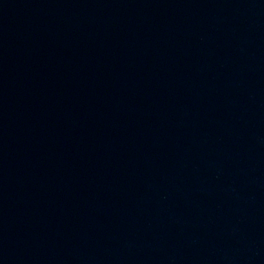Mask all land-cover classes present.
I'll list each match as a JSON object with an SVG mask.
<instances>
[{
	"label": "water",
	"instance_id": "water-1",
	"mask_svg": "<svg viewBox=\"0 0 264 264\" xmlns=\"http://www.w3.org/2000/svg\"><path fill=\"white\" fill-rule=\"evenodd\" d=\"M0 264H264V0H0Z\"/></svg>",
	"mask_w": 264,
	"mask_h": 264
}]
</instances>
